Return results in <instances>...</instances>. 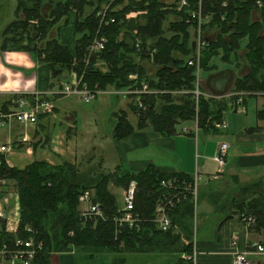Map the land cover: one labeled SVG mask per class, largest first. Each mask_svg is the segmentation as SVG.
<instances>
[{
  "label": "trees",
  "instance_id": "trees-1",
  "mask_svg": "<svg viewBox=\"0 0 264 264\" xmlns=\"http://www.w3.org/2000/svg\"><path fill=\"white\" fill-rule=\"evenodd\" d=\"M43 1L34 0L31 7H22L18 3L15 19L3 30L5 39H13L19 31H29L32 35L28 36L29 39L43 41L41 48L34 47L32 50L36 52L37 59L49 67L53 81L59 80L64 72H76L82 75V81L93 93L113 86L120 90L116 94L130 99V109L135 113L136 123L133 125L130 122L125 110L115 113L116 122L112 131L114 141L145 126H151L154 131L166 136L174 135L177 125L183 121H192L204 131H218L214 123L221 121L225 108L238 100L244 104L249 96L264 95V0H259L260 7L256 4L258 0H199V4L196 0H186L182 6L178 4L179 0H175L171 6L158 0H139L134 1L131 7L118 10H115V6L122 0H113L103 18L97 14L99 5L110 0H98L97 5L88 12L84 8L92 3L91 0H47L50 6L48 11H42ZM258 8L259 20L251 21V11ZM199 9L205 16L212 14L209 22L216 23L221 33L228 35V40H224L220 34L202 47L199 71L210 66V59L217 56L219 50L224 53L223 59L220 58L229 61L228 54L233 53L236 59V53L244 46V59L249 68L246 74L234 78L232 95L228 97L232 104L212 101V98H206L203 94L194 95L197 76L196 66L188 63L193 58L188 27L197 25L190 14ZM72 11L76 15L75 35L78 34L74 51H70L56 37L59 28L67 24L68 14ZM129 12L137 14L126 18ZM171 14L176 19L164 28ZM221 16L224 18L221 19ZM31 19L36 21L35 24L29 22ZM205 23L206 20L203 27H206ZM52 29H55V37L49 38ZM166 32L172 34L167 37ZM120 35H123L122 39ZM101 36L106 39L104 48L88 55V48L94 38ZM144 60H151L155 65L151 75L144 70L141 63ZM131 74L136 77L129 78ZM141 81L156 91L140 95L144 108L137 105L133 100L136 95L130 92L139 89ZM51 97L52 94H46V98L53 101ZM9 101L7 99L0 103V109L5 111ZM56 109L54 105L51 113L38 115L36 127L39 130L46 127L48 131L49 122L46 120ZM256 118L264 120V107L256 111ZM71 133V127H68L66 135ZM192 134L189 132V135ZM38 142L39 138L31 145L33 151ZM13 146L17 151L25 148L16 141ZM85 163L89 166L82 168L80 164L69 161L51 164L45 160H33L22 168L12 166L4 169L3 174L14 184L19 194V229L30 226L36 232V238L43 242V250L33 263L38 261L37 264H47L48 253L79 248L91 249L90 255L93 252H112V264H126L124 258L117 255L120 251L140 250L146 243H162V234L171 243L172 237L183 233L188 238L192 233L195 204L190 195L169 211L171 226L168 230L158 229L154 217L156 204L162 200L165 192L160 187L161 179L175 178L176 188L180 190L184 184L193 182V177L182 171L160 169L152 164L140 171L121 166L106 171L101 157L95 161L88 157ZM131 180L136 182L133 212L140 221L139 228L117 226L113 220L118 207L115 194L109 186L114 184L125 188ZM234 181L235 191L228 202L227 213L238 215L248 230H263L264 176L246 183H239L236 177ZM84 189L92 192V199L99 204L103 217L80 216L78 195ZM217 197L210 196L214 208L220 204L221 198ZM248 217L253 219V223L247 222ZM191 249L192 240L188 238L182 244L181 251L189 252ZM180 261L179 264H188Z\"/></svg>",
  "mask_w": 264,
  "mask_h": 264
},
{
  "label": "crops",
  "instance_id": "crops-1",
  "mask_svg": "<svg viewBox=\"0 0 264 264\" xmlns=\"http://www.w3.org/2000/svg\"><path fill=\"white\" fill-rule=\"evenodd\" d=\"M18 3L22 7H31L34 0H11L10 7L13 11V18L7 24L15 19ZM163 3L168 5L165 2ZM8 4L10 5V1H8ZM41 6L42 11H48L50 7L47 0L43 1ZM254 10L251 11V15H253ZM7 14L8 10H5L4 15L7 16ZM136 14L137 12H130L129 17H134ZM75 19V13L70 12L67 23H73L70 29L71 35L67 36L65 34L68 28L63 26L58 30L59 40L66 44L70 51H74L75 46ZM6 25L2 28V31ZM48 37H55L54 29L49 32ZM5 38L6 36H4ZM2 39H0V103L13 96L53 92L54 84L51 82L50 69L46 64H41L37 59L36 52L32 50V43L35 42L24 35H18L16 40L8 38L4 41ZM42 46L43 41H39L37 47L41 48ZM217 71L219 72L217 73ZM217 71L211 73L207 87L205 81L202 85L199 83L198 73V83L196 85L201 94L206 96L207 94H215L226 90L227 82L231 79V73L223 74L224 70ZM247 72L248 69L239 75L235 73L236 75L232 79ZM231 87L228 90L229 94L232 93ZM259 96L263 97V100L260 101L263 108L264 95L256 96L255 98L258 101L260 100ZM230 103L232 104V102ZM256 107L257 110L258 108L261 109L258 104ZM230 108L234 111L235 104H232ZM245 114L243 120H239L238 123L227 124L228 126L225 129L230 126L233 127L230 133L231 136H229L230 139H228V136L223 135L226 137L223 138L222 135H219L223 129H218L213 134L199 129L197 126L194 129V124L183 125L187 121L179 123L176 127V133L170 136L154 131L151 126H145L142 129L134 130L118 141H114L112 138L119 155L117 156L118 164L113 166L111 171L117 166L132 171H140L147 165L152 164L160 169L182 171L191 177L198 174L199 179H203L200 185L202 190L201 216L204 219L211 220V228L203 231L201 237L197 238L195 235L198 249L197 264H231L233 251L244 250L252 243L264 245V229L260 231L248 230L246 225L240 221L238 215L223 213L224 208H214L210 198L211 195L219 194V192L229 193L230 185L233 187L235 184V177L239 183H246L251 179L253 180L254 176H257L255 178L264 176V120L255 118V125L248 126L251 122L247 117V113ZM135 123L136 121L133 125ZM20 127L16 124L2 127L0 129V141L15 140L17 136L23 134ZM36 130H38L37 127L32 130L29 129V141L21 143L25 146L23 152L26 155L32 152L30 136L32 131L35 132ZM189 132L193 134L189 135ZM53 141L50 140V146ZM67 141L69 143L67 149L70 150L73 146L70 140L67 139ZM224 141H228L229 149L225 158V165L220 170L215 156L218 144ZM59 142H62V140H59ZM52 148L54 156L58 153L63 156L66 153L63 149L56 150V147ZM17 152L15 150L13 155H16ZM229 155H232L230 158L233 157L231 161ZM48 162L54 161L48 160ZM209 206L211 210H209ZM79 251L83 250L73 248L64 252H50L47 254V264H112V257L109 252H93V255L88 254L87 258V255L81 254ZM251 257L253 262L264 263V254H255ZM37 263L39 262L35 261L33 264Z\"/></svg>",
  "mask_w": 264,
  "mask_h": 264
},
{
  "label": "rangeland",
  "instance_id": "rangeland-1",
  "mask_svg": "<svg viewBox=\"0 0 264 264\" xmlns=\"http://www.w3.org/2000/svg\"><path fill=\"white\" fill-rule=\"evenodd\" d=\"M8 1H10V5L8 4ZM92 3L85 6V12H88L92 10V8L97 5L98 0H91ZM113 0H110L109 3L106 1H103L99 5V10L97 11V14L101 13V17L104 16V12L109 7L110 2ZM134 1L139 0H122L121 2L117 3L115 6V10L122 9L124 7H131V5ZM160 1V0H158ZM186 1V0H185ZM197 4H199V0H196ZM161 2H165L168 4V6H171L175 1L174 0H161ZM172 3V4H171ZM0 39L5 41L2 28L10 21L11 18H13V11H11V0H0ZM178 4H180V0L178 1ZM256 4L258 7L261 6V2L258 0L256 1ZM49 7V6H48ZM5 10H8L7 16L4 15ZM141 12V11H138ZM192 12V11H191ZM259 8L258 10H254L253 15H250L251 20H259ZM4 15V16H3ZM126 18H131L130 12L127 13ZM209 16V17H208ZM212 14H206V27H203L201 25L200 32H201V38L206 40V44L209 42H212L215 40L218 35L222 36L224 40H228V35L226 33H221L220 28L217 26L216 23L209 22ZM103 18V17H102ZM224 18L221 16V19ZM176 19L174 15H169L167 18V22L164 23V28L167 27V24L169 22H172ZM31 24H35L36 21L33 19L29 20ZM209 22V23H208ZM204 25V26H205ZM73 23L68 22L65 26L66 29L65 34L67 36L71 35L70 29L72 28ZM55 31V29H54ZM188 31L190 34L189 43L191 45L192 42H195V39L197 38V31L198 26L195 24L194 28H189ZM57 33V32H56ZM172 34V32H166L165 36L169 37ZM18 35H24V36H30L31 33L29 31H19L17 34L13 36V39L16 40V37ZM78 34L75 35L74 31V37H77ZM32 36V35H31ZM56 37H58V33L56 34ZM123 35H120L119 38L122 39ZM29 38V37H28ZM59 38V37H58ZM31 40V39H29ZM35 43H32L33 48H40L37 47V44L39 43L38 39H32ZM31 45V46H32ZM242 49H239L236 53V59L233 53L228 54L227 58H229V61L222 60L223 51L219 50L218 55L215 57H212L210 59V66L205 69H200L199 73V83L201 85L203 84V81L206 82V87L209 83V78L211 77V73L217 71V70H224V73H231V79L228 80L226 85V90H223L219 93L215 94H207L206 98H212V101H222L226 104L230 103L228 97L231 94L228 93L229 88L231 87V84L234 81V77L238 73L241 74L243 71L247 70L249 68L248 64L246 63L244 59V46L241 47ZM176 53V52H175ZM174 53V54H175ZM194 54V53H193ZM201 56V54H200ZM221 56V58H220ZM239 58V59H238ZM139 60V58H137ZM144 66V70L148 75H151L155 70V65H153L151 60H144L141 62ZM42 64V63H41ZM101 64V63H99ZM215 64V65H212ZM102 66V65H101ZM100 66V67H101ZM103 68V67H101ZM104 69V68H103ZM219 71H217L218 73ZM216 73V74H217ZM136 76L134 74L129 75V78H135ZM225 78V77H224ZM51 81L54 84L53 90L56 92L62 82L66 81H75L76 84H79L80 86H87L89 91H91V88L88 87L86 82L82 81V75H78L76 72H64L62 77L59 80H52ZM53 91V92H54ZM117 91L113 86H108L106 89L99 90L98 92L91 94V98L89 101H85L81 95H62L57 94L52 95L54 105L56 106V110L47 118V122H49V129L46 131V127L43 129H38L35 132L32 131L31 138H30V144L32 145L37 138H39V142L37 144V148L32 152H30L29 155H26L23 150L18 151L16 155L10 156V161L13 164V166L17 168H22L27 163L33 161V160H45L48 162V160H53L54 162H50L51 164H58L62 161H69L72 163L80 164L82 168H86L89 166L85 163V160L88 157H91L93 161L96 160V158L99 160V157L103 160V167L106 171H111L113 166L118 164L117 156L119 155L118 149L115 147V143L112 142V131L114 124L116 122L115 113H117L119 110H125L127 112L128 118L132 124L136 121L135 113L130 109V99L125 98L123 95L116 94ZM92 92V91H91ZM128 95V94H126ZM195 97L200 95V92H197L194 94ZM51 97V98H52ZM260 100H256L255 97L249 96L246 100L245 104H240L239 108H245L247 111L240 112V111H233L229 106L225 108V110L222 112V120L226 121L229 125L230 123L236 124L239 120H243V118L246 116L245 113H247L248 119H250L251 124L249 123L248 126L255 125V118H256V105L261 107L260 101H262L263 97L259 96ZM135 100V98L133 99ZM136 101V100H135ZM212 108V105L210 109ZM259 109V108H258ZM224 115V116H223ZM217 122V121H216ZM183 125H193L194 129L196 127L195 123H192V121L184 122ZM264 123V122H263ZM227 125V126H228ZM68 127H71V135H66V129ZM22 130V128L20 127ZM233 127L230 126L228 129H223L222 132L219 135H222L223 138H226L224 136H231V131ZM210 133L215 134V131H210ZM61 135L62 138H61ZM224 135V136H223ZM54 140L53 144H50V140ZM68 140H70V143L72 144V148L69 150L67 149V146L69 145ZM227 139V140H228ZM59 140H62V142H59ZM228 142V141H227ZM52 147H56V150L63 149L66 151V153L63 154V156L58 153L54 156L52 152ZM75 148V149H74ZM25 149V148H24ZM15 154V152H14ZM232 155H229V160L231 161L233 159L230 158ZM69 159V160H68ZM110 169V170H109ZM257 176H254L253 179ZM260 177V176H259ZM203 179H199L197 181V201L194 203V210H195V217L193 221V230L192 233L189 234V239L193 240L194 236L196 235L197 238L201 237L203 234V231L206 229L211 228V220H207V218H203L201 216L202 211V190H201V182ZM252 180V179H251ZM234 186L230 185L231 190L229 193L225 192H219L215 195L221 197L220 204L218 205L217 209L224 208L223 213H227L231 196L234 194ZM110 190L115 194L116 197V205L118 208L123 207V200H122V190L123 188L116 186L114 184H111L109 186ZM228 191V190H227ZM228 206V207H227ZM86 205L79 203V209L80 211L85 208ZM209 210H211L209 206ZM203 229V230H202ZM171 243L168 242V238L165 237L164 234L161 235L162 243H150V244H144L142 249H133V250H124L120 251L119 256L124 258V261L126 264H179L181 261L179 259V254L182 249V244L186 241H188V238L182 233L181 235H178L177 237H172ZM158 240V239H157ZM167 240V241H165ZM165 241V242H164ZM79 249V248H78ZM83 251H79L81 254L87 255L91 251V249H80ZM107 252V251H106ZM111 257L114 255V253H110Z\"/></svg>",
  "mask_w": 264,
  "mask_h": 264
},
{
  "label": "built area",
  "instance_id": "built-area-1",
  "mask_svg": "<svg viewBox=\"0 0 264 264\" xmlns=\"http://www.w3.org/2000/svg\"><path fill=\"white\" fill-rule=\"evenodd\" d=\"M185 0H180V6L185 5ZM101 14V13H99ZM190 18L196 20L198 31L195 39L194 54L188 63L196 66V84L198 83V64L199 54L202 47L206 44V40L201 38L200 27L206 20V16L199 10L192 11ZM106 39L95 37L90 47L88 55L99 52L104 48ZM140 88L130 90L135 96V102L141 108H144L140 95L142 93L156 92L149 89L145 81L140 82ZM99 90L94 91V93ZM199 92L196 88L194 93ZM87 86H80L75 81H66L61 83V87L50 94H79L85 101H89L91 94ZM126 93V91H125ZM47 94V93H46ZM46 94L32 93L29 95H19L10 97L9 105L4 111L0 109V129L6 125L16 124L22 127L23 134L17 136L15 140L6 139L0 141V264H33L37 254L43 250V242L36 238V232L30 226H24L19 229L20 205L19 194L14 184L3 174L5 168H10L13 164L10 161V156L14 154L15 149L13 142L26 143L29 141L28 130L36 127L37 117L40 113H51L54 107V101L46 98ZM201 94V93H200ZM197 97V96H196ZM241 102L238 100L235 103L236 111L245 112V108H239ZM214 127L217 129L227 128V122L222 120L215 122ZM229 149L228 142H220L217 147L215 159L217 160L219 169L222 170L225 165V158ZM198 174L193 177V182L184 184L178 190L176 188L175 178L161 179L160 187L165 191L161 201H158L155 207L154 222L158 229L168 230L171 226L169 211L175 207L176 203L190 195L196 202L197 198V181ZM136 191V182L131 180L127 187L122 190L123 207L117 209V214L113 220L117 226L127 225L129 228H139V219L133 212L134 197ZM93 194L89 189H84L78 195L79 203L85 204L86 207L80 211V216L83 218L103 217L102 210L97 202L93 201ZM248 223H253V219L248 217ZM118 230H116V233ZM255 254H264V245L252 243L244 250H235L231 255V264H257L253 262L251 256ZM198 249L195 246V236L192 241V249L189 252L181 251L179 258L188 264H197ZM182 262V263H183Z\"/></svg>",
  "mask_w": 264,
  "mask_h": 264
},
{
  "label": "water",
  "instance_id": "water-1",
  "mask_svg": "<svg viewBox=\"0 0 264 264\" xmlns=\"http://www.w3.org/2000/svg\"><path fill=\"white\" fill-rule=\"evenodd\" d=\"M194 48H195V45H194V42L191 43V53L193 54L194 53Z\"/></svg>",
  "mask_w": 264,
  "mask_h": 264
},
{
  "label": "bare ground",
  "instance_id": "bare-ground-1",
  "mask_svg": "<svg viewBox=\"0 0 264 264\" xmlns=\"http://www.w3.org/2000/svg\"><path fill=\"white\" fill-rule=\"evenodd\" d=\"M193 240H194V238H193ZM193 240H192V241H193ZM195 246H197V245H196V239H195Z\"/></svg>",
  "mask_w": 264,
  "mask_h": 264
}]
</instances>
